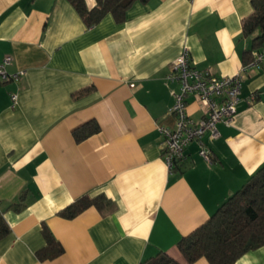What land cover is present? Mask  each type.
<instances>
[{
    "label": "crops",
    "instance_id": "obj_1",
    "mask_svg": "<svg viewBox=\"0 0 264 264\" xmlns=\"http://www.w3.org/2000/svg\"><path fill=\"white\" fill-rule=\"evenodd\" d=\"M251 1L148 0L122 22L106 14L87 26L68 0H0V61L24 71L0 83V210L9 225L0 264H147L158 253L210 264L188 263L177 243L264 163V67L245 73L220 135L204 136L211 163L190 142L169 169L159 126L175 124L179 83L168 75L184 47L192 66L218 77L249 61L241 28ZM186 111L203 116L192 95ZM90 119L100 130L75 141L72 130ZM20 193L23 205L9 208ZM86 193L109 203L73 218L59 213ZM43 226L62 249L53 258L38 256ZM234 264H264V244Z\"/></svg>",
    "mask_w": 264,
    "mask_h": 264
},
{
    "label": "trees",
    "instance_id": "obj_2",
    "mask_svg": "<svg viewBox=\"0 0 264 264\" xmlns=\"http://www.w3.org/2000/svg\"><path fill=\"white\" fill-rule=\"evenodd\" d=\"M79 13L87 26L99 22L106 14H111L117 22L126 18L127 10L135 2L148 0H95L89 8L85 0H68ZM253 13L242 23L241 35L251 37L252 51L264 45V0H252ZM100 126L95 119H90L72 130L75 141L80 142L98 132ZM23 195L17 202L9 203V208L18 209L23 205ZM109 199L103 194L91 196L83 194L64 207L59 213L66 218H73L84 209L95 206L103 209ZM45 246L38 250L40 259L53 258L62 251L52 233L43 226ZM9 233V225L0 210V239ZM264 244V163L229 197H227L210 217L181 237L177 243L179 250L188 263L205 257L210 264H234L248 250ZM144 264V263H143ZM147 264H178L165 253H158Z\"/></svg>",
    "mask_w": 264,
    "mask_h": 264
},
{
    "label": "built area",
    "instance_id": "obj_3",
    "mask_svg": "<svg viewBox=\"0 0 264 264\" xmlns=\"http://www.w3.org/2000/svg\"><path fill=\"white\" fill-rule=\"evenodd\" d=\"M9 57L0 61V83L18 80L23 70L8 72L6 65ZM264 67V45L252 51V57L235 74L218 77L210 69L192 66L186 47L172 61L168 78L177 80L179 88L173 93L170 112L175 117L173 127L159 126L162 135L163 159L169 169L186 158V147L195 142L199 155L208 163L212 155L204 136L216 139L220 132L217 124L221 121L230 123L236 113L244 75L254 68ZM194 96L202 105L203 116L199 120L192 118L186 111L188 96ZM254 96L249 97L252 100ZM12 106L17 103V93L10 94Z\"/></svg>",
    "mask_w": 264,
    "mask_h": 264
}]
</instances>
